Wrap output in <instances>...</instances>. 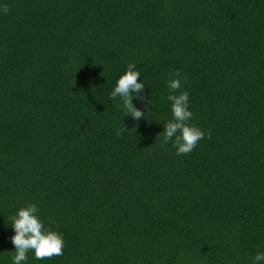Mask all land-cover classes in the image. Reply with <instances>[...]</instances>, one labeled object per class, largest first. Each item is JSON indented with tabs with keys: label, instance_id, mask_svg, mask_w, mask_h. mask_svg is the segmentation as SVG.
<instances>
[{
	"label": "trees",
	"instance_id": "1",
	"mask_svg": "<svg viewBox=\"0 0 264 264\" xmlns=\"http://www.w3.org/2000/svg\"><path fill=\"white\" fill-rule=\"evenodd\" d=\"M129 63L139 121L109 99ZM176 71L205 132L181 156L159 136ZM29 203L65 247L25 264H256L264 0H0V264Z\"/></svg>",
	"mask_w": 264,
	"mask_h": 264
},
{
	"label": "clouds",
	"instance_id": "2",
	"mask_svg": "<svg viewBox=\"0 0 264 264\" xmlns=\"http://www.w3.org/2000/svg\"><path fill=\"white\" fill-rule=\"evenodd\" d=\"M3 11L5 14L8 13L7 5L4 6ZM172 75L175 78L168 81L170 94L167 97L171 102L172 119L164 125V130L159 136L163 137L164 144L172 141L173 147L177 149L176 155L181 156L191 153L198 142L205 138V132L189 123L193 114L189 110V93L182 90L183 74L176 71ZM140 76L141 72L137 69V65L129 63L126 72L119 78L109 95L110 100L120 97L123 101L122 109L125 117H131L135 121L145 119V112L138 109L133 104V100L139 99L150 104V101L141 95L145 85L138 82ZM183 80L186 81L187 77L184 76ZM128 131L121 123L117 135L122 137ZM38 213L36 204L29 203L11 217L12 228L15 231V235L10 238L15 246L14 255L11 257L12 264H25L29 251L34 252L37 260L63 255L65 247L63 234L45 227ZM254 260L256 264L264 262V253H257Z\"/></svg>",
	"mask_w": 264,
	"mask_h": 264
}]
</instances>
